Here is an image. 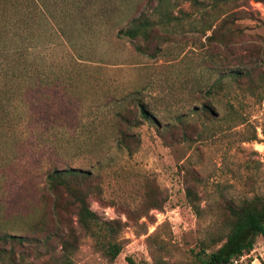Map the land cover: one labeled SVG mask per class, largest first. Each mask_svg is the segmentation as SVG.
Here are the masks:
<instances>
[{
  "label": "rangeland",
  "instance_id": "374dc122",
  "mask_svg": "<svg viewBox=\"0 0 264 264\" xmlns=\"http://www.w3.org/2000/svg\"><path fill=\"white\" fill-rule=\"evenodd\" d=\"M214 1L202 17V6ZM198 2L167 7L174 18L152 57L118 30L155 0L46 2L57 25L42 4L26 0L20 11H0V47L12 48L22 35L24 62L41 71L23 78L21 95L9 101L0 89V235L39 238L0 244V264H60L53 255L61 241L69 242L72 264H152L154 254L193 264L200 242L223 232L226 202L264 198V0ZM239 62L251 70V90H243L244 77L236 84L227 74ZM132 96L147 105L148 118L124 113L131 124L138 119L128 152L111 118L118 104L133 108ZM52 166L93 175L89 209L121 224L113 260L67 203L55 207L46 179ZM95 184L99 193L90 189ZM47 235L48 246L41 243ZM260 263L264 239L256 235L232 264Z\"/></svg>",
  "mask_w": 264,
  "mask_h": 264
},
{
  "label": "trees",
  "instance_id": "16d2710c",
  "mask_svg": "<svg viewBox=\"0 0 264 264\" xmlns=\"http://www.w3.org/2000/svg\"><path fill=\"white\" fill-rule=\"evenodd\" d=\"M22 1L23 0H0V11L3 12L5 8L10 5L19 8L20 11ZM26 1L31 4V6L33 5L34 8H36V4H42L46 10V15L57 25V20L45 3L50 2L54 4L58 0ZM98 1L101 2V0H85L87 4H91L92 6ZM176 1L181 0H155L154 5L150 4V9L140 12L137 16L130 17L127 26L125 28H119V35L127 37L130 40L140 41L141 44L135 42L134 48L143 54L151 57L154 56L158 49L157 45L167 39L165 36L160 37L159 34H165V27L173 21H169V19L174 18L167 7H173ZM188 1L196 5L201 4L198 0ZM162 4H164L163 7H161ZM216 5L217 2L214 1L212 7L209 9H207L206 6H202V17L205 14H209L207 11L214 10ZM80 9L81 7H77L74 11L80 12ZM211 26L212 22L205 24L202 31L208 30ZM215 30L214 28L207 37L214 36ZM58 31H62L60 34L63 40L65 39V41L67 40L66 42L69 43V39L66 37L65 32L61 29ZM23 38L22 35L13 38L16 39V44L12 48H8L5 44H2L0 47V89L2 92L4 91L5 94H9L5 97L8 101L13 95L16 97L21 95L22 88L24 87V84L22 85L21 82L23 78L36 77V75L41 73L35 62L30 64L24 62ZM51 72L52 71H50V73ZM227 74L234 78L233 82L236 84H239L242 77H244L245 84L243 90H251V86L255 83V80L252 78L251 70H248L241 62H239L234 69L229 70ZM261 80L262 78L257 81L259 82ZM206 93L210 94V90H207ZM131 99L134 101L133 108L127 111H121L120 104H118L111 118L113 122V131H115L117 135L116 141L119 145L126 148L128 152L132 150L131 143L134 142V135H132L130 131H132L133 126L137 125V116L140 119L148 118L147 105L133 96ZM132 111L133 114L137 115L133 118V124H131V117L129 114H124L126 112L131 113ZM92 176L91 172L79 167L67 166L57 168L52 166L51 170H49L46 175L47 189L55 194L57 192L55 207L61 208L67 203L74 211L77 225L81 227L84 232H88L91 236H94L96 242L100 245L99 249L102 250L103 255L111 261L118 255L122 248V243L115 237L121 224L118 220L101 219L94 211L89 209L86 199L89 193V180ZM90 189L95 191V193H99L97 184L90 186ZM64 191L66 195L62 194ZM185 196L194 210H197L193 203L195 193L189 187L185 188ZM61 198L64 199L61 200ZM223 210V232L221 234L218 233L215 237H210L208 244L200 242L199 250L193 255V264H232V262L238 259L244 252L252 248L256 235H260L264 239V198L254 196L251 198H244L239 202H232V200H230L224 204ZM48 238L49 235H47L44 242L41 241V243H46L48 246ZM38 239V237L27 238V236L2 234L0 235V244L11 241L15 245H22L23 242L31 243L33 240L38 241ZM61 247L60 253H56L57 255L54 254L53 258H56L57 261L59 260L60 264H72L68 254L69 242L61 241ZM3 249L4 247L0 245V252L3 251ZM10 249H12V246H10ZM127 259L131 262L130 258ZM152 264L169 263L162 257L154 254L152 255Z\"/></svg>",
  "mask_w": 264,
  "mask_h": 264
}]
</instances>
